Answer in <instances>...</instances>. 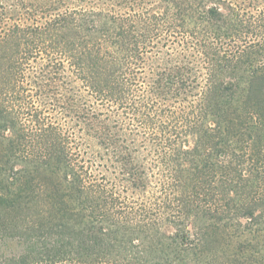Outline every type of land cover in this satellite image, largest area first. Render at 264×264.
<instances>
[{
    "label": "trees",
    "instance_id": "trees-1",
    "mask_svg": "<svg viewBox=\"0 0 264 264\" xmlns=\"http://www.w3.org/2000/svg\"><path fill=\"white\" fill-rule=\"evenodd\" d=\"M0 264H264V0H0Z\"/></svg>",
    "mask_w": 264,
    "mask_h": 264
}]
</instances>
